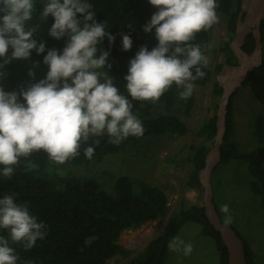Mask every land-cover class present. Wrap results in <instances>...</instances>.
Instances as JSON below:
<instances>
[{
  "label": "trees",
  "instance_id": "trees-1",
  "mask_svg": "<svg viewBox=\"0 0 264 264\" xmlns=\"http://www.w3.org/2000/svg\"><path fill=\"white\" fill-rule=\"evenodd\" d=\"M91 2L97 21L105 23L108 31L115 36V41L111 44L105 38L100 48L109 51V62L112 67L107 70L117 87L127 95L123 78L127 74L129 61L134 58L140 47L146 46L151 49L157 43L152 34L143 31L144 25L156 9L148 0H91ZM217 5V11L226 18L230 34L227 42L218 49L225 55L224 62L216 67V72L219 73L223 66L237 63L230 43L235 36L241 0H217ZM42 7V0H36L34 21L31 23L39 26L34 38L44 41L47 48L60 50L65 46L66 38L56 40L48 35L53 18L49 17L47 21H42L40 19ZM212 29L213 26L198 33L193 41L202 46L205 55ZM261 33L264 49V20ZM121 34H127L133 40V46L128 51L122 49ZM243 50L249 54L255 50V38L252 34L248 35ZM42 60L43 56H38L33 51L29 60L12 61L4 67L3 72L7 74L29 63L38 64L47 70ZM203 71L205 75L195 82L196 87L213 83V72L210 67L207 65ZM242 87H249L256 101L262 105L261 112L254 122L258 146L250 151L239 150L234 139V97ZM242 87L234 94L228 108L227 133L221 147L220 165L232 162L247 164L251 192L259 199L260 206L264 209V64L249 73ZM222 91V87L216 81L213 85V96L220 98ZM131 102L132 111L143 123L142 136H130L115 145L109 142L106 133L90 135L88 140L82 143L79 155L69 158L63 164L89 167L92 163L100 164L106 158L124 153H130L129 159L133 163L136 152L149 140L175 139L188 133L187 125L173 113V108L183 103L186 106V113L189 114L194 103V92L188 99L181 100L173 86L155 102L138 100ZM216 122L215 114L196 132L202 143L193 146V152L187 157V161L191 163L187 186L191 189L201 187L199 173L204 168L206 155L213 146L217 133ZM209 142L211 146L207 145ZM88 146L95 149L91 158L84 155L83 150ZM52 163L55 162L49 159L47 153L43 150L36 151L19 159L10 178L0 177V196L6 193L15 194L19 202H26L31 213L47 225L44 238L38 240L33 248L25 249L22 244L12 243L11 246L15 248L19 257L18 264H108L109 260L116 256L130 255L120 243L123 233L162 219L168 212V196L157 184L145 182L129 174L112 175L109 190L93 176L80 178L76 175H61L48 171L46 167ZM189 222L199 224L202 233L213 239L219 254V264H228L227 247L221 234L209 222L202 205L182 208L174 213L161 233L147 244L144 251L125 264H165L170 251L169 241ZM243 241L247 264H259L253 249L244 239Z\"/></svg>",
  "mask_w": 264,
  "mask_h": 264
},
{
  "label": "clouds",
  "instance_id": "clouds-1",
  "mask_svg": "<svg viewBox=\"0 0 264 264\" xmlns=\"http://www.w3.org/2000/svg\"><path fill=\"white\" fill-rule=\"evenodd\" d=\"M148 3L156 11L143 31L157 43L151 49L140 47L129 61L123 78L125 95L105 71L112 67L110 53L100 45L105 38L113 43L115 36L97 21L91 0H42L40 19L53 18L48 35L66 38L60 50L34 38L39 26L31 23L36 0H0V177L10 178L21 157L40 150L63 164L79 155L90 135L106 133L115 145L130 136H142L143 123L132 111V100L155 102L173 86L181 100L193 95L208 63L202 46L193 41L218 23L217 0ZM121 45L124 51L130 50L132 38L121 34ZM33 51L43 56L45 78L19 93L5 91L4 67L29 60ZM28 75L35 74L30 70ZM83 151L91 158L95 149L88 146ZM221 210L227 213L228 205ZM46 230L26 202H19L12 193L0 196V233L6 234H0V264H18L12 243L31 249ZM168 248L185 256L193 251L191 243L177 237Z\"/></svg>",
  "mask_w": 264,
  "mask_h": 264
},
{
  "label": "rangeland",
  "instance_id": "rangeland-1",
  "mask_svg": "<svg viewBox=\"0 0 264 264\" xmlns=\"http://www.w3.org/2000/svg\"><path fill=\"white\" fill-rule=\"evenodd\" d=\"M217 14L219 21L213 25L206 50L207 65L213 72V83L195 87L194 103L189 114L186 113V106L183 103L173 108V113L187 125L188 133L185 136L149 140L136 152L133 163L129 159L130 153H124L106 158L100 164L92 163L89 167L57 163L46 167L48 171L61 175H76L80 178L93 176L109 190L112 175L129 174L145 182L157 184L166 192L169 200L166 216L123 233L120 243L130 255L116 256L109 260L108 264L127 263L144 251L147 244L161 233L174 213L182 208L203 204V189L201 187L191 189L187 186L191 171V163L187 161V157L193 152V146L202 143V139L196 135L197 130L205 121L214 117L218 108L219 98L213 96V85L218 82L219 73L216 72V67L225 60V55L218 49L227 42L230 34L226 18L218 11ZM30 70L34 72V76L28 75ZM105 71L111 77L107 68ZM46 72L47 70L35 63L21 65L4 75L2 86L5 91L19 93L22 89H27L31 84L44 79ZM256 100L249 87H242L234 97V139L241 151H250L258 146L254 122L261 112L262 105ZM207 145L211 146V143ZM250 181L247 164L232 162L220 165L212 177L214 201L221 219L230 224L250 245L257 262L264 264V209L261 208L259 199L251 192ZM223 205H228L227 213L221 210ZM176 237L191 243L193 251L185 256L182 252L170 250L165 264H219L215 242L202 233L199 224L186 223Z\"/></svg>",
  "mask_w": 264,
  "mask_h": 264
},
{
  "label": "water",
  "instance_id": "water-1",
  "mask_svg": "<svg viewBox=\"0 0 264 264\" xmlns=\"http://www.w3.org/2000/svg\"><path fill=\"white\" fill-rule=\"evenodd\" d=\"M264 20V0H241V11L237 19L235 36L230 48L237 59L235 65H225L218 74V83L222 87L217 116V133L214 143L205 158V166L199 173V182L203 189L205 214L212 226L221 234L229 255L228 264H247L245 245L238 232L221 219L217 210L212 177L222 162V144L227 133L228 108L234 94L240 89L249 73L264 64V50L261 26ZM255 38V50L249 54L243 50L248 35Z\"/></svg>",
  "mask_w": 264,
  "mask_h": 264
}]
</instances>
